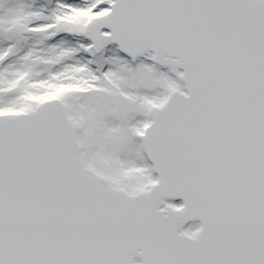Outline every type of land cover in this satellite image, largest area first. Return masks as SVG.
<instances>
[{"label":"snow or ice","instance_id":"6c2138e0","mask_svg":"<svg viewBox=\"0 0 264 264\" xmlns=\"http://www.w3.org/2000/svg\"><path fill=\"white\" fill-rule=\"evenodd\" d=\"M0 264H264V0H0Z\"/></svg>","mask_w":264,"mask_h":264}]
</instances>
